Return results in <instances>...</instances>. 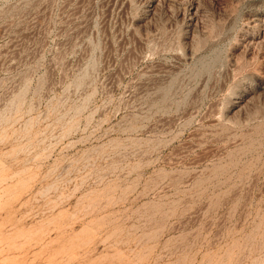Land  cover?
<instances>
[{"label":"rangeland","instance_id":"obj_1","mask_svg":"<svg viewBox=\"0 0 264 264\" xmlns=\"http://www.w3.org/2000/svg\"><path fill=\"white\" fill-rule=\"evenodd\" d=\"M0 264H264V0H0Z\"/></svg>","mask_w":264,"mask_h":264}]
</instances>
